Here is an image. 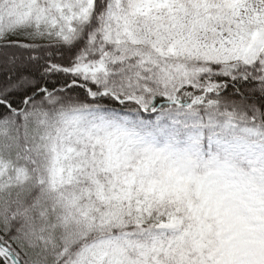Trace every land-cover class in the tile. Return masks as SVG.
Returning a JSON list of instances; mask_svg holds the SVG:
<instances>
[{
  "label": "snow or ice",
  "instance_id": "snow-or-ice-1",
  "mask_svg": "<svg viewBox=\"0 0 264 264\" xmlns=\"http://www.w3.org/2000/svg\"><path fill=\"white\" fill-rule=\"evenodd\" d=\"M0 264H264V0H0Z\"/></svg>",
  "mask_w": 264,
  "mask_h": 264
}]
</instances>
